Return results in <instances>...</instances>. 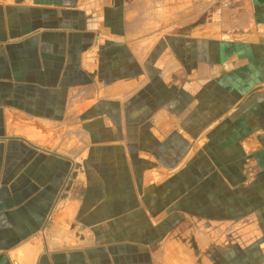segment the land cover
I'll return each instance as SVG.
<instances>
[{
    "label": "crops",
    "instance_id": "1",
    "mask_svg": "<svg viewBox=\"0 0 264 264\" xmlns=\"http://www.w3.org/2000/svg\"><path fill=\"white\" fill-rule=\"evenodd\" d=\"M254 187L264 0H0V264H257Z\"/></svg>",
    "mask_w": 264,
    "mask_h": 264
},
{
    "label": "rangeland",
    "instance_id": "2",
    "mask_svg": "<svg viewBox=\"0 0 264 264\" xmlns=\"http://www.w3.org/2000/svg\"><path fill=\"white\" fill-rule=\"evenodd\" d=\"M254 201H255V205H254V211H253V222H243L242 224L247 225V227H250V229H253L250 231L249 235L251 234V232L253 231V234L255 235V237H247V240L249 243V246L247 248V253H248V258H253V260L257 263V264H261L262 262H264V254L263 251L261 249V245L264 244V238L262 237V235H264L263 231H264V197H262L261 195V191H258L259 189L254 187ZM225 195H228V192L224 191ZM223 199V197H222ZM227 209H229V206H227ZM242 209L244 210L245 207L243 206ZM212 210V208L210 209ZM250 212V210L248 211ZM209 214V213H208ZM245 214V211L242 212V215ZM223 226H227L228 227V231H230L229 227H233V225L231 223H223ZM227 238V237H226ZM241 238H238V241ZM250 239V241H249ZM225 240H229V238L225 239ZM240 242V241H239ZM238 242V243H239ZM243 242V243H242ZM242 242H240V245H247L248 242L246 240H242ZM228 247H230V244H227ZM244 253V258H245V252Z\"/></svg>",
    "mask_w": 264,
    "mask_h": 264
}]
</instances>
